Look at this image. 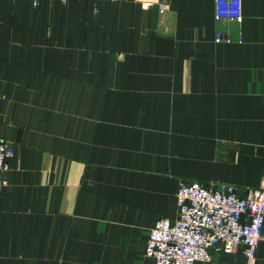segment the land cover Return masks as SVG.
<instances>
[{"label": "crops", "instance_id": "crops-1", "mask_svg": "<svg viewBox=\"0 0 264 264\" xmlns=\"http://www.w3.org/2000/svg\"><path fill=\"white\" fill-rule=\"evenodd\" d=\"M241 1L236 22L215 0H0V264H154L181 180L261 185L264 0Z\"/></svg>", "mask_w": 264, "mask_h": 264}, {"label": "built area", "instance_id": "built-area-1", "mask_svg": "<svg viewBox=\"0 0 264 264\" xmlns=\"http://www.w3.org/2000/svg\"><path fill=\"white\" fill-rule=\"evenodd\" d=\"M241 2L215 0V18L239 22ZM37 3L32 0L33 5ZM159 9L165 10L166 5L160 4ZM215 38L221 40L222 33L216 32ZM13 156L12 147L0 139V188L8 182ZM176 205L174 220L161 217L150 227L144 257L154 264H193L211 261L214 249L229 253L241 247L242 264H254L256 248L264 239V176L258 188L244 191L232 184L181 180Z\"/></svg>", "mask_w": 264, "mask_h": 264}]
</instances>
